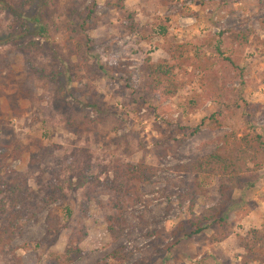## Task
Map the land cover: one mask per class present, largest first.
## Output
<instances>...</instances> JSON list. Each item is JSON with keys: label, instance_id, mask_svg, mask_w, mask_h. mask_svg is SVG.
I'll return each instance as SVG.
<instances>
[{"label": "rangeland", "instance_id": "1", "mask_svg": "<svg viewBox=\"0 0 264 264\" xmlns=\"http://www.w3.org/2000/svg\"><path fill=\"white\" fill-rule=\"evenodd\" d=\"M106 2L0 0V264H53L74 247L82 253L72 264H260L242 262L237 235L264 220V157L253 184L231 193L225 227L209 221L197 234L194 216L220 204L218 180L184 165L231 131L249 128L264 139V55L247 48L244 76L226 83L222 99L199 105L201 73L192 66L179 71L188 81L170 99L126 74L138 69L139 52L169 59L177 43L228 29L260 33L264 0H125L122 11ZM40 25L45 34L33 35ZM226 72L219 68L216 85ZM216 112L221 128L201 122ZM137 163L153 176L131 182L127 195L102 186ZM117 199L122 209L113 207ZM109 214L125 221L115 240ZM53 216L58 231L49 232Z\"/></svg>", "mask_w": 264, "mask_h": 264}, {"label": "trees", "instance_id": "2", "mask_svg": "<svg viewBox=\"0 0 264 264\" xmlns=\"http://www.w3.org/2000/svg\"><path fill=\"white\" fill-rule=\"evenodd\" d=\"M125 0H107L106 5L110 8L122 11L125 8ZM15 11V10H14ZM16 19H24L22 13L15 12ZM127 29L133 34L136 31V25L133 18L128 15L125 17ZM261 29L260 33L253 28H248L245 31L228 29L215 36L207 37L206 39H196L190 42H182L172 45L168 48L169 59L154 58L149 53H141V62L135 72H128L126 75L142 76L144 79L143 88L145 91H158L163 99L174 97L178 90L187 83V79L180 76L179 71L186 72V66H192L195 70H199L200 88L202 94L194 95V105H198L207 99L214 100L215 98H223V93L226 90V83L232 82L235 79L244 76L245 69L241 66V56L243 52L253 46L259 55H264V21L259 22ZM24 31L27 32L28 27L24 25ZM46 29L43 25L33 32L36 34H45ZM162 34L166 32V26H161ZM262 32V33H261ZM146 30H142V38L147 39ZM23 34L19 35L21 38ZM31 34V36H33ZM8 41V40H7ZM204 41V43H203ZM67 45V44H66ZM75 53H78L80 47L75 44ZM127 51V50H126ZM131 55H139L133 54ZM209 53V54H208ZM104 59H107L109 65H115L109 58L108 53L104 54ZM220 66V67H219ZM223 67L227 72L223 75L221 85H216L215 80L219 78V68ZM245 82H241L243 87ZM247 85V84H246ZM219 113H213L208 118L202 119V123L207 120V124L212 129L222 127V121L218 118ZM240 134V135H239ZM264 157V139L259 133H252L249 128L243 129L241 133L231 131L224 134L221 146H218L214 151L192 158L186 165L185 169H189L197 176H209L217 178L218 185L216 191L220 195V204L214 207L204 209L200 216H194L192 225L194 230L191 234H197L205 228V224L209 221L219 222L222 227H225V209L231 193L239 185L245 186L253 184L251 175L260 168V163ZM124 175L117 181L118 174L111 182H104L102 186L108 188L109 193L116 194L120 189L126 188L124 195L130 192L131 182H146L152 176L147 167L142 163L129 165L125 169ZM99 183V182H98ZM100 184V183H99ZM107 185V186H106ZM102 187V188H103ZM201 189V186L197 184ZM21 188L17 184L13 185V190ZM16 205H13L15 207ZM117 210L122 209V205L118 199L113 204ZM15 219V218H14ZM10 225H14V221ZM108 231L112 239H118L123 231L125 221L122 216L116 217L113 214L107 215ZM48 231H58V220L53 216L48 224ZM5 231H0V241H3ZM224 232L217 237L220 241L226 237ZM85 234L81 235L83 239ZM239 246L245 251L242 262H258L264 263V220L260 227L250 229L245 235H237ZM79 248H67L63 254H56L53 257V264H72L81 256ZM114 258L122 257L120 251L112 252ZM21 264V263H20Z\"/></svg>", "mask_w": 264, "mask_h": 264}, {"label": "built area", "instance_id": "3", "mask_svg": "<svg viewBox=\"0 0 264 264\" xmlns=\"http://www.w3.org/2000/svg\"><path fill=\"white\" fill-rule=\"evenodd\" d=\"M218 31H219V30H218ZM13 121H14V122H16V120H15V119H14Z\"/></svg>", "mask_w": 264, "mask_h": 264}]
</instances>
